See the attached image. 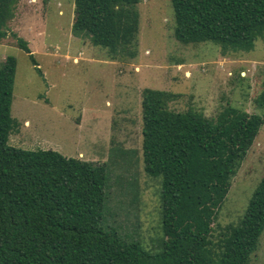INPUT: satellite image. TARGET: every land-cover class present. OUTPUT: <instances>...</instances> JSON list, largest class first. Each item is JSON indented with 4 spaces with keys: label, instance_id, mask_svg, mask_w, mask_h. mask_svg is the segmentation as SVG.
<instances>
[{
    "label": "trees",
    "instance_id": "16d2710c",
    "mask_svg": "<svg viewBox=\"0 0 264 264\" xmlns=\"http://www.w3.org/2000/svg\"><path fill=\"white\" fill-rule=\"evenodd\" d=\"M141 1L75 0L73 31L89 35L113 59L135 57ZM14 2L0 0V41L9 35ZM172 3L175 36L183 43L213 41L227 54L253 50L264 37V0ZM12 36L38 66L28 42ZM16 69L14 55L0 60V264H250L264 231V174L241 222L215 224L264 125V86L254 99L258 112L229 105L216 118L172 109L179 94L143 90L144 170L162 177L166 236L163 250L151 254L103 225L105 163L9 143L17 126L11 115Z\"/></svg>",
    "mask_w": 264,
    "mask_h": 264
},
{
    "label": "rangeland",
    "instance_id": "374dc122",
    "mask_svg": "<svg viewBox=\"0 0 264 264\" xmlns=\"http://www.w3.org/2000/svg\"><path fill=\"white\" fill-rule=\"evenodd\" d=\"M12 9L9 35L0 41V60L17 59L11 110L17 126L9 143L105 163L103 225L159 253L166 240L162 177L144 170L142 92L179 94L172 109L194 108L209 118L229 105L258 112L264 37L253 50L227 54L213 41L183 43L175 36L172 0H142L138 54L113 59L89 35L74 33L75 0H15ZM12 33L28 42L38 66ZM263 174L264 125L233 178L215 228L241 222ZM250 264H264V231Z\"/></svg>",
    "mask_w": 264,
    "mask_h": 264
}]
</instances>
